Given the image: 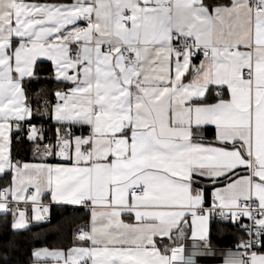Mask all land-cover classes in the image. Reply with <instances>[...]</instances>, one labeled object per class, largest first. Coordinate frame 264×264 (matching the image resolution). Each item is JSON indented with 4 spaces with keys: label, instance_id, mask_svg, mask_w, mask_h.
Returning <instances> with one entry per match:
<instances>
[{
    "label": "snow or ice",
    "instance_id": "1",
    "mask_svg": "<svg viewBox=\"0 0 264 264\" xmlns=\"http://www.w3.org/2000/svg\"><path fill=\"white\" fill-rule=\"evenodd\" d=\"M0 216L28 264H264V0H0Z\"/></svg>",
    "mask_w": 264,
    "mask_h": 264
},
{
    "label": "trees",
    "instance_id": "2",
    "mask_svg": "<svg viewBox=\"0 0 264 264\" xmlns=\"http://www.w3.org/2000/svg\"><path fill=\"white\" fill-rule=\"evenodd\" d=\"M61 213L62 210L53 208L52 224L59 220ZM8 220L10 221V217ZM50 227L51 225L49 224L39 223L33 224L29 230L13 233L9 223H6L5 218L0 216V264H28L29 250L37 235L48 241H53L57 238L56 233L48 231ZM9 241L15 242V248L11 252H9L7 247ZM5 253H8L7 260L4 259Z\"/></svg>",
    "mask_w": 264,
    "mask_h": 264
},
{
    "label": "built area",
    "instance_id": "3",
    "mask_svg": "<svg viewBox=\"0 0 264 264\" xmlns=\"http://www.w3.org/2000/svg\"><path fill=\"white\" fill-rule=\"evenodd\" d=\"M206 264H219V260H213V261H209V262H206Z\"/></svg>",
    "mask_w": 264,
    "mask_h": 264
}]
</instances>
